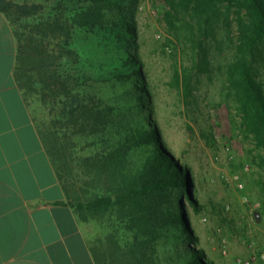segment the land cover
I'll return each instance as SVG.
<instances>
[{
  "label": "rangeland",
  "instance_id": "1",
  "mask_svg": "<svg viewBox=\"0 0 264 264\" xmlns=\"http://www.w3.org/2000/svg\"><path fill=\"white\" fill-rule=\"evenodd\" d=\"M14 1L38 4L42 8L41 13L13 25L20 34L44 16L65 14L73 26L69 41L78 61L64 59L67 62L64 64L78 70V76L83 77L80 81L85 85L79 88L83 96H95L102 104L116 108L114 126L100 135L102 139L97 144H91L94 138H77L80 155L102 151L104 140H120L122 127L129 126L133 132L152 117L164 142L191 170L194 179L191 192L199 202V210L190 202L185 203V209L190 228L199 236L196 247L204 249L215 264H264V150L259 146L257 115L243 81L241 63L248 61L264 94V43L255 48L253 55L250 53V46L242 42L237 14L233 13L229 22L224 20V15L213 16L206 25L204 40L210 50L211 70L194 71L193 96L186 99L171 83L177 65L192 63V51L180 35L186 21L191 20L185 11L189 2ZM168 11L174 14L173 21L180 30L168 23ZM129 21L135 22L136 36L126 29ZM131 56L140 60L152 102H140L130 84L135 78L126 73L127 59ZM40 89L38 85V91L24 97L39 130H46L54 113H59L68 103L44 104ZM81 172L80 168L75 170L76 181L83 186ZM176 194L162 193L151 203L161 205L170 215L171 198L180 208L181 200ZM81 223L92 244L98 243L99 238L105 241L111 231L117 233L122 244L134 237L126 222L114 214ZM161 233L163 236L154 245L156 261L171 264L187 242L173 225L165 226Z\"/></svg>",
  "mask_w": 264,
  "mask_h": 264
},
{
  "label": "trees",
  "instance_id": "2",
  "mask_svg": "<svg viewBox=\"0 0 264 264\" xmlns=\"http://www.w3.org/2000/svg\"><path fill=\"white\" fill-rule=\"evenodd\" d=\"M183 2L190 3L185 11L191 20L186 21L180 35L185 37L186 46L192 51V63L175 67L171 85L189 99L194 91V71L205 73L211 70L210 50L204 40L206 25L211 18L224 15V20L229 22L236 13L242 42L250 46L253 55L255 48L264 43V0ZM41 9L38 4L0 0V10L12 27L22 19L41 13ZM173 15L168 11L167 21L173 29L180 30ZM29 25V29L21 34L13 29L17 40L15 79L25 96L38 91L40 85L44 104L68 103L59 113H54L46 130H40L67 203L75 209L80 221L99 220L107 214H114L134 232L133 240L126 244H122L115 231L109 232L105 241L99 238L98 243H91L96 264H157L154 245L163 236L161 230L167 225L177 227L187 242L171 264H215L204 249L196 247L199 236L190 228L189 214L185 209V203L190 202L195 210H199V202L191 192L194 181L191 170L164 142L153 118L133 132L129 126L122 127L124 131L120 140H104L102 151L80 155L77 138H94L91 144H97L102 139L100 135L110 132L114 126L116 108L112 104H102V100L95 96H83L79 90L85 85L80 81L83 77L78 76V70L64 64L67 63L64 59L78 61L69 41L73 26L64 13L44 16L40 22ZM126 29L136 36L135 22H127ZM241 63L243 81L257 115L259 146L264 150L263 89L256 84L248 61ZM127 66L126 73L135 77L130 84L136 89L137 98L142 103L152 102V92L146 84L140 60L131 56L127 59ZM77 168L82 170L83 186L76 181ZM169 191L177 193L181 204L177 208L171 198L173 210L167 215L161 205L151 202Z\"/></svg>",
  "mask_w": 264,
  "mask_h": 264
},
{
  "label": "crops",
  "instance_id": "3",
  "mask_svg": "<svg viewBox=\"0 0 264 264\" xmlns=\"http://www.w3.org/2000/svg\"><path fill=\"white\" fill-rule=\"evenodd\" d=\"M16 57L0 10V264H96L15 79Z\"/></svg>",
  "mask_w": 264,
  "mask_h": 264
},
{
  "label": "built area",
  "instance_id": "4",
  "mask_svg": "<svg viewBox=\"0 0 264 264\" xmlns=\"http://www.w3.org/2000/svg\"><path fill=\"white\" fill-rule=\"evenodd\" d=\"M255 257L257 258V255ZM263 257H264V255H263Z\"/></svg>",
  "mask_w": 264,
  "mask_h": 264
}]
</instances>
